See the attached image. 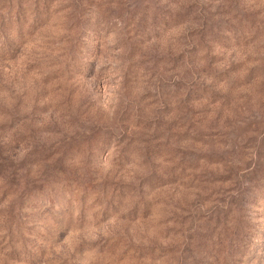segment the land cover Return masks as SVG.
<instances>
[{
    "label": "rangeland",
    "instance_id": "1",
    "mask_svg": "<svg viewBox=\"0 0 264 264\" xmlns=\"http://www.w3.org/2000/svg\"><path fill=\"white\" fill-rule=\"evenodd\" d=\"M0 264H264V0H0Z\"/></svg>",
    "mask_w": 264,
    "mask_h": 264
}]
</instances>
